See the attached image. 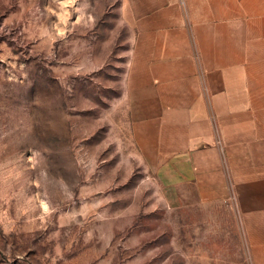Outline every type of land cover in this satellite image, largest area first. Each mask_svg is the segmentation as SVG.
Here are the masks:
<instances>
[{"label":"rangeland","instance_id":"obj_1","mask_svg":"<svg viewBox=\"0 0 264 264\" xmlns=\"http://www.w3.org/2000/svg\"><path fill=\"white\" fill-rule=\"evenodd\" d=\"M134 39L124 0H0V264H250L140 151Z\"/></svg>","mask_w":264,"mask_h":264},{"label":"crops","instance_id":"obj_2","mask_svg":"<svg viewBox=\"0 0 264 264\" xmlns=\"http://www.w3.org/2000/svg\"><path fill=\"white\" fill-rule=\"evenodd\" d=\"M137 145L172 200L231 201L264 264V0H124Z\"/></svg>","mask_w":264,"mask_h":264}]
</instances>
